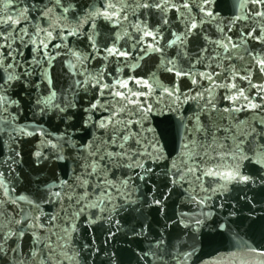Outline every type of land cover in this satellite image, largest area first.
<instances>
[{"label":"water","instance_id":"obj_1","mask_svg":"<svg viewBox=\"0 0 264 264\" xmlns=\"http://www.w3.org/2000/svg\"><path fill=\"white\" fill-rule=\"evenodd\" d=\"M262 14L0 0V264H264Z\"/></svg>","mask_w":264,"mask_h":264},{"label":"snow or ice","instance_id":"obj_2","mask_svg":"<svg viewBox=\"0 0 264 264\" xmlns=\"http://www.w3.org/2000/svg\"><path fill=\"white\" fill-rule=\"evenodd\" d=\"M58 2H59V0H58ZM8 3L10 4L11 0H8ZM145 6H147V5H145ZM262 15H264V14H262ZM193 27H195V25H193ZM2 35L3 34L0 33V36H2ZM258 63L261 65V70L264 71V60H260V61H258ZM9 79H11V77H9ZM262 87H264V86H262ZM117 95H119V93H117ZM241 95H242V93H241ZM229 178H231V174H229ZM241 179H247V178L241 177ZM20 199H25V197H20ZM25 219H27V217H25ZM18 223H19V221H18ZM20 234L22 235L23 233L21 232ZM10 235H13V233H9V236ZM7 238H8L7 236L3 237V239H5V240ZM0 252H3V245L2 244H0Z\"/></svg>","mask_w":264,"mask_h":264}]
</instances>
